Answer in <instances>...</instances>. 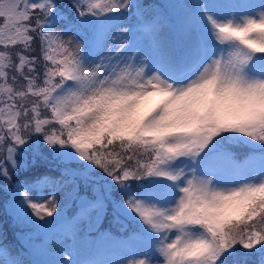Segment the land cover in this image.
<instances>
[{
	"label": "snow or ice",
	"instance_id": "obj_1",
	"mask_svg": "<svg viewBox=\"0 0 264 264\" xmlns=\"http://www.w3.org/2000/svg\"><path fill=\"white\" fill-rule=\"evenodd\" d=\"M0 217V264H264V0H0Z\"/></svg>",
	"mask_w": 264,
	"mask_h": 264
},
{
	"label": "rangeland",
	"instance_id": "obj_2",
	"mask_svg": "<svg viewBox=\"0 0 264 264\" xmlns=\"http://www.w3.org/2000/svg\"><path fill=\"white\" fill-rule=\"evenodd\" d=\"M65 2H67V0H65ZM69 214H71V213L69 212ZM0 225H3V227L7 231L9 242L12 240L14 242H16L15 238L9 233V230L14 229L12 227L11 219L9 218L5 222L4 218L0 217ZM25 231H27V230H25ZM54 240H55L54 236L44 237L43 235H41L39 239L32 241V243H34L37 246L39 251L30 258H32V259H50V258H52L47 253L50 250V246L54 247ZM68 243H71V242L69 241ZM25 251L27 252V249H25ZM96 255H97L98 260H113V259L119 258L120 253L118 251L113 250V251H108V252H104V253H98ZM73 259H81V260L90 259L91 260V257L89 255V252L84 247L77 246L73 251Z\"/></svg>",
	"mask_w": 264,
	"mask_h": 264
},
{
	"label": "trees",
	"instance_id": "obj_3",
	"mask_svg": "<svg viewBox=\"0 0 264 264\" xmlns=\"http://www.w3.org/2000/svg\"><path fill=\"white\" fill-rule=\"evenodd\" d=\"M16 231H19V229L9 230V233H10L11 235H12V233H13V235H14V233H15ZM11 237H12V236H11ZM10 243H13V240L10 241Z\"/></svg>",
	"mask_w": 264,
	"mask_h": 264
}]
</instances>
